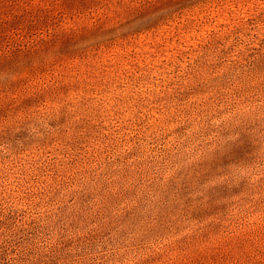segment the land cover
<instances>
[{
    "label": "rangeland",
    "instance_id": "rangeland-1",
    "mask_svg": "<svg viewBox=\"0 0 264 264\" xmlns=\"http://www.w3.org/2000/svg\"><path fill=\"white\" fill-rule=\"evenodd\" d=\"M0 264H264V0H0Z\"/></svg>",
    "mask_w": 264,
    "mask_h": 264
}]
</instances>
